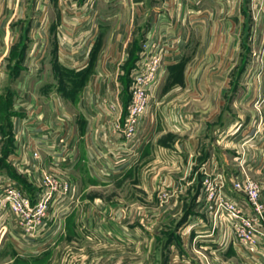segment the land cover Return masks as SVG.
Returning a JSON list of instances; mask_svg holds the SVG:
<instances>
[{
	"label": "crops",
	"instance_id": "0c3cea01",
	"mask_svg": "<svg viewBox=\"0 0 264 264\" xmlns=\"http://www.w3.org/2000/svg\"><path fill=\"white\" fill-rule=\"evenodd\" d=\"M87 1H41L44 12L35 16L34 32L40 55L34 61L29 99V77L21 75L26 72L27 53L18 52L15 63L20 35L15 44V33H4L5 37L10 33L12 41L2 48L4 61L18 70L14 75L21 93L10 88L0 92V185L15 184L32 203L45 189L44 174L71 190L66 199L53 203L35 242L20 240L14 217L0 211V264L43 262L42 252L47 251L45 259L53 242L69 239L71 233L73 238L87 234L89 240L95 233L104 236L107 232L95 225L91 208H105L102 194L110 189L116 195L110 202L116 206L125 202L124 196L132 198L125 212L120 209L130 218L121 221V212L115 214V223L127 231L121 235L130 241L139 237L138 224L132 220L143 209L134 200L138 195L148 199L158 190L176 195L169 209L176 207L177 212L163 214L165 221L179 220L174 235L192 228L191 223L202 228L204 219L211 224L203 177L234 195L233 181L246 174L260 185L264 198V75L256 77L248 65L254 48L261 45L264 0H158L159 8L153 6L154 0H96L98 12L91 6L85 9ZM111 4L113 10L103 12V6ZM94 14L99 32L92 43L87 33ZM157 33L170 55L146 124L130 146L119 132L130 73L142 51L137 39L146 34L149 43ZM75 45L84 48L79 68L69 60L68 50ZM66 135L67 142H59ZM194 233L187 236V243ZM225 240L229 245L230 239ZM6 245L13 249V259L7 255L3 260ZM230 248L236 254L226 258L238 259L230 264H250L235 246ZM73 258L85 264L91 254ZM257 260L264 264V254Z\"/></svg>",
	"mask_w": 264,
	"mask_h": 264
},
{
	"label": "rangeland",
	"instance_id": "374dc122",
	"mask_svg": "<svg viewBox=\"0 0 264 264\" xmlns=\"http://www.w3.org/2000/svg\"><path fill=\"white\" fill-rule=\"evenodd\" d=\"M41 1L43 0H0V92L5 88H10L18 92H20L21 90V86L18 82L19 78H17L18 76L14 75V72L18 70L14 66H12L11 68L7 67V64H5L4 61V59H7V57L3 55L4 50L2 49L5 44L10 45V43L12 42L10 33L8 34V37L6 35L7 38L5 37L4 33L7 34V32H13L16 36V40H14V43L17 41V37L19 35L21 40H19L20 45L18 46L17 51L14 55V62L16 63V60L18 59V52H23L22 49H25L24 51L27 53V59L29 60L27 61L28 63L25 66L26 72H22L21 75L26 73L29 77V83L27 85V96L28 99L31 97L29 91L34 89L35 82V76L33 74L35 70L34 61H36L35 58H38V56L40 55V52L38 51V42L40 41L38 37L34 38V32L36 19L35 16H40L42 12H44L43 9H41L43 8ZM98 1L88 0L86 5H84L83 2L84 8L86 9V6H91L93 10H97L98 12V9L100 10V3ZM153 3V6L155 8L160 7L157 4L158 0H154ZM37 5L38 7L40 6V9L35 10ZM77 8H75V10H77ZM112 10V4L103 6V12L107 14H109ZM89 20L91 22V28L87 33V38L88 40L92 41V43H94L98 38L99 32V28L97 26L99 19L97 17V14L92 15ZM39 26L40 24L38 23V27ZM77 38L78 37H76V39ZM258 38V42H261L260 46L262 47V50L261 48H259L260 51L258 50V47L260 46L254 48L255 60L253 59L252 61V59L248 58V65L251 66L250 73H254L256 77L264 75V32L263 34H260ZM81 39L82 37H80L78 40L80 41ZM147 39L148 38L146 34L144 36H138L137 42L142 50L145 45H148ZM139 40L142 42H140ZM161 42H163L162 37L158 33L153 34L151 36V39H149V44H152L156 49L160 48V50H162ZM77 47L78 45L72 46L68 50V53H70L71 56L69 57V60L72 63L70 65H75L76 68H79L80 66L82 67V63H80V65L79 62H82V56H84L82 55L84 48L79 50ZM84 53L86 54V52ZM169 55L170 53L168 51L165 52L164 50L165 63L168 62L165 60V58ZM138 58L139 55L134 63L132 71L137 67L136 64ZM255 63L257 64V66ZM10 72H13L12 76H10ZM132 74L133 73L131 72L129 77V90L131 86V80L133 78ZM17 87H20V90L17 89ZM128 96L129 98L127 106L130 100V93H128ZM127 106L125 109L124 118L127 114ZM149 112L150 104L146 112V116H148ZM146 118L147 117L144 118L143 123H145ZM142 127L143 125L138 129V132ZM137 134L129 141H127L125 138H123V140L126 142H130V146H134L136 144L135 142ZM140 144H138L137 146H139ZM126 146L128 147V144H125L124 147L126 148ZM233 170L236 169L233 168ZM205 179L209 178H202V189L203 181ZM202 192L206 199L204 189L202 190ZM228 194L233 195L231 192H229ZM103 196L106 198L105 208H99L95 205L92 208L90 206V208L92 210L91 217L92 220H94L95 225H97L101 231L107 232H104L105 238H103L104 236H102L101 238L98 237L97 233H95V237L90 235L91 240L86 238V236H89L87 234L86 236H77L78 238L75 236L76 238H73L74 234L71 233L69 234L71 238L67 239L64 236L59 238L57 242H53L54 244L50 247L52 249L48 250L49 253L47 256H45V259L43 254H45V252L47 253V251L42 252V255L40 256L43 257L39 260L43 259V262L35 263L29 262L32 260H28L21 264H80V259L74 260L73 254H91V258H89L88 261L85 262V264H167L169 261L170 264H230V262H232L233 260H235V262H237L238 260L237 258H233V260H231L232 258H226V254H236L231 252V248L229 249L231 244H229L230 246L226 244L225 239H230L231 242L234 239V235L230 232L229 226L224 221H215L212 216L211 224L208 220L209 218L207 217L208 221L204 219V222L201 223L203 225L202 228H196V225L191 223V226H193L192 228L188 229L184 233L182 232L174 235V229L177 228V223L179 222V220L177 223L174 222L173 224V221H165V217L163 218V214L167 213L168 215H171L177 212V210L175 209L176 207H171L174 210L173 212L171 211V209H169V207L173 204L172 200L174 197H176V195L172 197L168 195V192L158 190L153 196L149 197L148 199L145 195H138L137 197H135L134 200L138 201V206L143 209L142 211L139 209L137 214L132 219L133 222H137L134 223V225L138 224L137 232L139 234V237L137 239L134 238L133 241H130L129 238L128 240H126V237H124V235H121L127 233L125 226L121 228L120 226H118V223H115V214H119L121 212L120 209L125 212L127 207L125 206V204L130 203L132 198L129 197L127 199L124 196L125 202L116 206L117 204L115 205L114 203L110 202L116 196L113 189H110L109 191H107V193L102 194V197ZM233 197L236 198V194H234ZM240 198V200H242V196ZM124 212H121V214L123 215L120 218L121 221L126 218H130L128 216L125 217ZM178 213L176 214L174 220L179 218L177 216ZM98 221L99 223L105 224L106 226L99 225L97 223ZM1 229L3 228H0V233L2 231ZM69 231L71 232V230ZM194 231H196V234L194 233ZM191 232L194 233L195 237L191 239L189 238V243H187L186 238L188 235H190ZM181 237L183 238V241ZM148 239L149 241H147ZM2 250H4L3 260H5L7 255L9 258H14V252L11 247L9 248L8 245H6ZM51 254H53V257L52 262L50 263ZM239 261L241 262V260ZM13 264L19 263L18 261L15 262L14 260Z\"/></svg>",
	"mask_w": 264,
	"mask_h": 264
},
{
	"label": "built area",
	"instance_id": "2783aa9c",
	"mask_svg": "<svg viewBox=\"0 0 264 264\" xmlns=\"http://www.w3.org/2000/svg\"><path fill=\"white\" fill-rule=\"evenodd\" d=\"M163 57L164 50L149 43L139 54L132 74L127 114L119 132L127 141L143 124L152 95L158 89L159 76L166 68ZM67 137H62L59 142L65 144ZM244 175L242 180L235 179L232 183V191L240 194L242 200L222 192L221 184L210 179L203 181V189L214 220L224 221L234 235L229 244L235 246L250 264H258L259 255L264 254V198L260 185ZM43 183L45 189L33 203L15 184L0 185V211L14 217L20 240L35 242L44 230L53 203L57 199H66L70 192L68 184H58L51 175L44 174Z\"/></svg>",
	"mask_w": 264,
	"mask_h": 264
}]
</instances>
